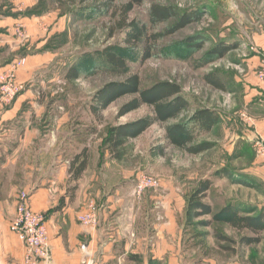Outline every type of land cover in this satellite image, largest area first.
<instances>
[{"label": "rangeland", "instance_id": "374dc122", "mask_svg": "<svg viewBox=\"0 0 264 264\" xmlns=\"http://www.w3.org/2000/svg\"><path fill=\"white\" fill-rule=\"evenodd\" d=\"M79 3V0H75L74 6L57 8L47 4L46 0H35L30 7L35 11L32 8L39 6L37 11L41 12L40 15L48 17L50 24L48 20H43L40 24L46 29V44L55 54L54 67L43 73L47 78L49 74L56 75L55 81L47 83L55 91V97L51 104L40 105L37 110L40 131L48 134L45 142L48 144V154H57L65 138L71 141L69 145L62 144V156L67 161L76 154L75 150L88 149L90 144H96L100 155H103L102 165H108L107 168L112 166L107 171L110 173L106 175L103 172L101 185L107 184L105 188L108 192L118 191V196H124L125 201H128L126 198L135 197L133 190L136 178L141 173L156 178L160 183L158 190L146 192V195L151 193L167 196L171 192L177 193L184 198L185 209L186 200L198 181L212 180L211 189L203 200L211 207V214L200 216L191 222H186L184 217L181 233L183 263L264 264V232L259 244L241 247L238 241L251 235L246 231L238 232L230 226L239 214L252 216L256 211L264 210V184L259 183L254 175L244 173V170L251 167L255 157L264 156V141L259 138L263 142L261 149V143L253 142V146L249 142L242 144L234 135L238 133L236 127L240 122L246 124V113L243 112L245 109L239 107V97L236 95L239 94L237 77L246 72L243 61L245 56L249 57L254 53L251 43L253 35L264 33V0H145L128 17L146 24L148 36L156 33L161 36L155 43L152 39H143L134 48L123 42V31L116 30L114 36L110 37V29L115 27L116 20H111L104 14L93 20L71 24V12L78 10L81 6ZM122 4L123 0L116 2L117 6ZM153 5L171 7L177 11L178 17L195 13L201 19L168 35L165 32L172 29L178 20L151 26L149 13ZM59 21L60 24H55ZM192 40L195 44H202L200 51L187 45ZM220 43L235 45V49L221 59L210 61L209 52ZM106 50L121 54L131 71L140 76L143 87L160 81L180 85L182 94L190 102V108L180 120L199 108H209L227 118L234 116L238 124L232 130L227 126V138L224 136L222 123H218L211 132L200 135L197 142H207L212 147L195 156L173 147L166 149L164 155H151V150L160 144L159 140L163 136V129L159 125H153L138 138L125 143L121 161L110 162V157L104 156L101 147L109 127L145 116L150 113V109L142 107L116 119L119 107L130 99L124 97L103 111L100 121L91 114L89 105L95 91L109 81L123 79L93 71L94 55ZM145 53H148V57L143 60ZM19 54L25 59L22 56L24 53ZM25 64L18 69L17 76ZM72 64L78 68L80 78L66 85L57 81ZM257 70L259 66L255 70L256 78ZM207 74H215L221 79L225 91L214 90L206 85L203 77ZM43 75L39 78L42 79ZM21 92L22 90L9 104L1 105H10ZM247 123H253L250 117ZM54 135H59L56 137L59 139L56 140ZM222 171L228 177H212L215 172ZM70 179L69 175L65 187L72 198H75L79 180L75 182ZM72 188H75L74 191ZM90 192L92 199H96L93 188ZM86 207L79 216L86 213ZM230 208L235 212H231Z\"/></svg>", "mask_w": 264, "mask_h": 264}, {"label": "crops", "instance_id": "0c3cea01", "mask_svg": "<svg viewBox=\"0 0 264 264\" xmlns=\"http://www.w3.org/2000/svg\"><path fill=\"white\" fill-rule=\"evenodd\" d=\"M33 3L35 0H0V73L11 60L20 57V52L26 63L17 77L23 86L21 94L8 106L0 104V264H25L23 244L9 228L21 192L29 194L31 208L45 217L50 246L48 264H184V198L174 192L167 196L145 193L125 201L118 191L108 192L107 184L101 185V177L103 172L110 173L107 171L112 166L102 165L103 155L96 144L88 146L87 168L79 179L75 198H70L65 187L69 161L62 156V147L71 141L65 138L57 154H48V134L40 131L37 118L39 106L51 104L55 97L47 83L55 81L56 75H43L54 67L55 54L49 50L44 39L48 38L46 29L40 24L43 20L50 24L48 17L26 13ZM18 25L24 27L23 38L16 33ZM253 36L251 43L256 52L243 59L246 72L237 77L239 94L235 93L239 107L245 109L246 124H238L234 116L227 118L214 110L218 123L224 126L225 138L227 126L232 130L238 124L235 138L252 146L256 138L264 141V82L255 76L260 56L264 55V33ZM28 51L32 52L25 54ZM64 73L57 81L66 85ZM40 75L44 77L40 79ZM249 117L251 125L247 123ZM54 136L56 139L59 135ZM104 156L109 157L107 152ZM113 161L116 160L110 162ZM251 164L244 173L264 184V156L255 157ZM91 188L95 191L94 200ZM90 202L99 206L94 227L78 222ZM83 245L87 246L86 252Z\"/></svg>", "mask_w": 264, "mask_h": 264}, {"label": "trees", "instance_id": "16d2710c", "mask_svg": "<svg viewBox=\"0 0 264 264\" xmlns=\"http://www.w3.org/2000/svg\"><path fill=\"white\" fill-rule=\"evenodd\" d=\"M79 0L78 10L71 12V24L93 20L101 17L103 14L111 20H116L115 27L110 29V37L114 36L116 30L124 32L123 42L132 48L138 45L143 39H152L157 42L161 34L147 35V26L144 23H138L129 19V14L137 6L143 4L145 0H123L124 4L117 6L119 0ZM46 3L52 7L74 6L75 0H46ZM34 10H28V15L39 16L40 9L34 7ZM178 13L171 7H162L153 5L149 13V23L156 26L170 20L177 19L174 27L165 33L173 34L188 25L200 21L201 18L195 13L183 14L178 17ZM196 51L202 49V44H195V41L187 44ZM49 47V46H48ZM235 49V45L218 44L211 49L208 54L210 61L225 57L230 51ZM24 56V54H22ZM148 53L142 57L147 59ZM209 61V60H208ZM93 71L97 74L103 73L111 77L123 78L122 80H113L105 83L95 91L90 100L89 109L97 121L101 120V114L113 103L124 97L130 99L121 105L116 113V119H120L142 107L150 109V113L130 122L110 126L106 136L102 141V150L107 152L111 159L121 161L124 157V145L127 141L141 136L153 125H159L163 129V136L160 138V144L150 154L164 155L169 147L183 150L189 155L195 156L211 149L212 145L207 142H197L200 135L211 132L219 121L218 114L209 108H199L193 111L185 119L180 120L184 113L190 108V102L182 94L180 85L169 81L155 82L149 87H143L140 76L133 73L126 65L124 57L116 51H105L97 53L93 57ZM65 80L72 83L81 76L75 64H72L65 70ZM203 81L214 90L225 91V86L221 79L215 74L204 75ZM89 161V150L83 148L77 154H74L69 161L68 174L71 181H78L87 168ZM213 178L228 177V174L215 172ZM213 181L210 179L200 180L186 200L185 220L191 222L203 215H210L211 207L204 203ZM75 188L71 190L74 191ZM70 190V191H71ZM72 199V195H70ZM236 210V209H235ZM231 212H235L230 208ZM235 221L230 224L231 228L238 232H248L251 236H244L238 241L241 247L257 245L261 242V234L264 232V210L256 211L255 215H238Z\"/></svg>", "mask_w": 264, "mask_h": 264}, {"label": "built area", "instance_id": "2783aa9c", "mask_svg": "<svg viewBox=\"0 0 264 264\" xmlns=\"http://www.w3.org/2000/svg\"><path fill=\"white\" fill-rule=\"evenodd\" d=\"M18 37H25L24 27H16ZM252 51L256 52L254 49ZM25 64V59L17 57L8 63L0 73V104H9L13 98L23 90L18 80L17 71ZM257 78L264 82V55L260 57ZM263 142L255 139V144ZM141 173V172H140ZM160 188L159 181L144 173L138 174L134 186V196L140 197L146 192L155 191ZM29 194L21 192L16 201L13 218L10 221V231L13 232L24 247L25 264H48L50 258L49 236L45 225V217L42 213L34 211L29 202ZM86 213L78 217V222L85 226H96L98 222V207L94 202L88 203ZM84 252L87 246L83 245ZM83 264H87L83 261Z\"/></svg>", "mask_w": 264, "mask_h": 264}]
</instances>
